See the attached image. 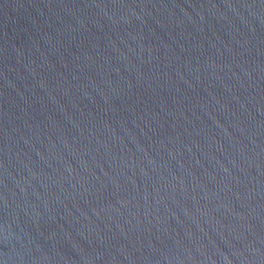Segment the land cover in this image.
Returning <instances> with one entry per match:
<instances>
[{
	"label": "water",
	"instance_id": "1",
	"mask_svg": "<svg viewBox=\"0 0 264 264\" xmlns=\"http://www.w3.org/2000/svg\"><path fill=\"white\" fill-rule=\"evenodd\" d=\"M0 264H264V0H0Z\"/></svg>",
	"mask_w": 264,
	"mask_h": 264
}]
</instances>
